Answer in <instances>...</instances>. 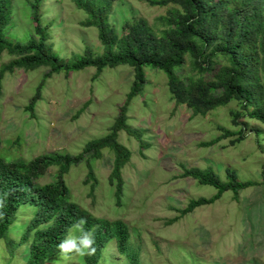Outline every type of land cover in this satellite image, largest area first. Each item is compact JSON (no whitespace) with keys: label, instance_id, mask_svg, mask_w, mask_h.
<instances>
[{"label":"rangeland","instance_id":"rangeland-1","mask_svg":"<svg viewBox=\"0 0 264 264\" xmlns=\"http://www.w3.org/2000/svg\"><path fill=\"white\" fill-rule=\"evenodd\" d=\"M32 1L12 0L13 19L6 33L15 42L25 44L34 33ZM167 10L142 0H119L110 23L122 35L127 22L145 19L154 26ZM41 12L43 23L50 25L55 55L69 61L88 47L95 55L103 53L98 30L82 26L87 14L72 0H45ZM15 59L7 52L0 58V157L10 162L82 153L87 143L110 134L134 82L133 68L124 65L106 68L99 75L95 68L69 76L54 74L45 80L40 99L30 111L50 70L15 68L1 76ZM218 61L213 72L200 73L187 57L176 74L184 81L213 80L228 65L226 60ZM145 72V89L130 102L127 112L128 124L142 132L143 142L125 131L118 137L132 153L122 171L120 201L116 181H110L114 154L109 149H103L100 158L87 155L64 176L73 202L97 219L121 220L129 228L127 253L121 254L111 241L99 264H130L129 255L138 264H264V124L250 118L239 100L205 116L195 114L187 104L176 103L163 71L148 67ZM232 113L241 115L239 123L245 132L240 138L221 139V127L237 134L242 129L233 124ZM191 168L211 169L223 182L229 181L226 170L230 169L239 182L255 185L240 191L238 199L227 191L214 204L182 216L179 211L191 200L217 193L212 186L184 177L185 169ZM90 169L94 179L89 177ZM58 173L59 167L50 165L39 183L54 182ZM37 212L29 205L18 210L7 235L0 239V264L27 263L31 243L22 237ZM85 257L64 258L59 253L46 264H86Z\"/></svg>","mask_w":264,"mask_h":264},{"label":"trees","instance_id":"trees-1","mask_svg":"<svg viewBox=\"0 0 264 264\" xmlns=\"http://www.w3.org/2000/svg\"><path fill=\"white\" fill-rule=\"evenodd\" d=\"M44 1L31 2L34 33L27 43L21 44L8 38L6 33L13 19L12 0H0V58L5 52L16 57L1 76L15 68L33 71L46 67L50 70L28 107L30 111H34L40 99L45 80L54 74L64 72L69 76L95 68L96 75H99L106 68L124 65L133 68L134 82L110 134L87 143L82 153L76 156L42 155L29 162H10L0 157V200L3 201L0 206V239L7 235L22 206L38 208L22 240L31 243L26 264H46L59 255L57 246L66 238L68 229L84 218L87 220L86 230L94 226L96 229V253L86 256L85 263L99 264L103 249L111 241H115L121 254L127 253L131 238L129 228L121 220L97 219L73 202L64 176L87 155L100 158L102 150L109 149L114 154L110 181H116V197L120 201L124 186L122 171L132 153L118 137L121 131H125L142 141V132L128 124L127 112L130 102L145 89V69L148 67L163 71L176 103L187 104L195 114L205 116L232 100H239L250 118L264 124V0H142L152 7L168 10L156 19L154 26L145 19L127 22L122 35L110 23L114 4L119 0H72L87 14L82 26L98 30L103 53L95 55L88 47L83 55L74 56L69 61L53 53L50 25L42 20ZM187 57L192 59L194 69L200 73L213 72L220 59L226 60L228 65L222 66L213 80L184 81L176 71L184 66ZM1 79L0 99L3 94ZM232 115L233 124L242 126V129L237 134L221 127V139L240 138L245 132L246 127L239 123L241 115ZM50 165L59 167L57 178L52 183L40 184L39 179ZM226 173L229 181L223 182L211 169H185L184 177L212 186L217 193L211 198L191 200L179 211L180 214L185 216L199 207L212 205L227 191H232L238 199L240 191L255 185L253 182H239L236 173L230 169ZM89 177L94 179L92 169ZM129 260L130 264H138L135 257L129 255Z\"/></svg>","mask_w":264,"mask_h":264},{"label":"clouds","instance_id":"clouds-1","mask_svg":"<svg viewBox=\"0 0 264 264\" xmlns=\"http://www.w3.org/2000/svg\"><path fill=\"white\" fill-rule=\"evenodd\" d=\"M3 201L0 200V206ZM87 220L79 219L68 229V234L57 246L61 256L68 258L70 254H75L80 257L93 256L96 253L95 244V226L92 229H85ZM73 232H79V236L73 235Z\"/></svg>","mask_w":264,"mask_h":264}]
</instances>
